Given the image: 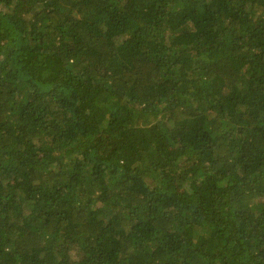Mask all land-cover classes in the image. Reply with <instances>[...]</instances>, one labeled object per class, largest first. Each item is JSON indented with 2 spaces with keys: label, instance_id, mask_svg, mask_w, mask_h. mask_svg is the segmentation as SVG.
I'll return each instance as SVG.
<instances>
[{
  "label": "trees",
  "instance_id": "1",
  "mask_svg": "<svg viewBox=\"0 0 264 264\" xmlns=\"http://www.w3.org/2000/svg\"><path fill=\"white\" fill-rule=\"evenodd\" d=\"M0 264H264V0H0Z\"/></svg>",
  "mask_w": 264,
  "mask_h": 264
}]
</instances>
